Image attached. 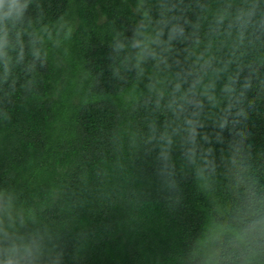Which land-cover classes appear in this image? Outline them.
<instances>
[{
    "label": "clouds",
    "instance_id": "clouds-1",
    "mask_svg": "<svg viewBox=\"0 0 264 264\" xmlns=\"http://www.w3.org/2000/svg\"><path fill=\"white\" fill-rule=\"evenodd\" d=\"M264 264V0H0V264Z\"/></svg>",
    "mask_w": 264,
    "mask_h": 264
},
{
    "label": "trees",
    "instance_id": "trees-1",
    "mask_svg": "<svg viewBox=\"0 0 264 264\" xmlns=\"http://www.w3.org/2000/svg\"><path fill=\"white\" fill-rule=\"evenodd\" d=\"M90 264H113V262L108 258V255L101 252L90 260Z\"/></svg>",
    "mask_w": 264,
    "mask_h": 264
}]
</instances>
